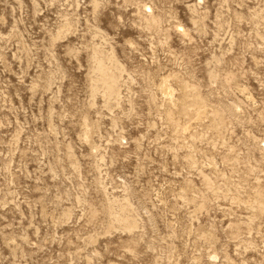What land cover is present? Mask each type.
<instances>
[{
	"label": "rangeland",
	"instance_id": "obj_1",
	"mask_svg": "<svg viewBox=\"0 0 264 264\" xmlns=\"http://www.w3.org/2000/svg\"><path fill=\"white\" fill-rule=\"evenodd\" d=\"M0 264H264V0H0Z\"/></svg>",
	"mask_w": 264,
	"mask_h": 264
}]
</instances>
